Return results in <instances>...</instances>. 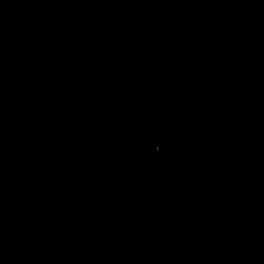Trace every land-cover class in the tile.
I'll use <instances>...</instances> for the list:
<instances>
[{
	"label": "water",
	"instance_id": "obj_1",
	"mask_svg": "<svg viewBox=\"0 0 264 264\" xmlns=\"http://www.w3.org/2000/svg\"><path fill=\"white\" fill-rule=\"evenodd\" d=\"M0 264H264V0H0Z\"/></svg>",
	"mask_w": 264,
	"mask_h": 264
}]
</instances>
